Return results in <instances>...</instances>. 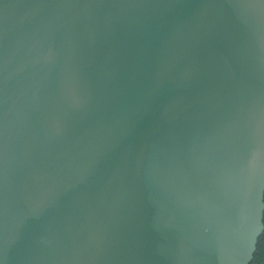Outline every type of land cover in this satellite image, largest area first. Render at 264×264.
I'll list each match as a JSON object with an SVG mask.
<instances>
[{
	"label": "water",
	"instance_id": "obj_1",
	"mask_svg": "<svg viewBox=\"0 0 264 264\" xmlns=\"http://www.w3.org/2000/svg\"><path fill=\"white\" fill-rule=\"evenodd\" d=\"M263 216L264 0H0V264H250Z\"/></svg>",
	"mask_w": 264,
	"mask_h": 264
},
{
	"label": "trees",
	"instance_id": "obj_2",
	"mask_svg": "<svg viewBox=\"0 0 264 264\" xmlns=\"http://www.w3.org/2000/svg\"><path fill=\"white\" fill-rule=\"evenodd\" d=\"M250 264H264V229L258 237L256 249Z\"/></svg>",
	"mask_w": 264,
	"mask_h": 264
}]
</instances>
